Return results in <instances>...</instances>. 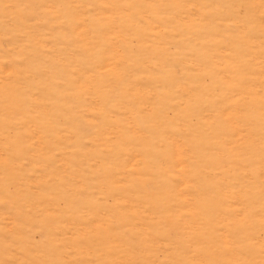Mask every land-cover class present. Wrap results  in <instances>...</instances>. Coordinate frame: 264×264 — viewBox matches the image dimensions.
<instances>
[{"label":"rangeland","instance_id":"rangeland-1","mask_svg":"<svg viewBox=\"0 0 264 264\" xmlns=\"http://www.w3.org/2000/svg\"><path fill=\"white\" fill-rule=\"evenodd\" d=\"M0 264H264V0H0Z\"/></svg>","mask_w":264,"mask_h":264}]
</instances>
